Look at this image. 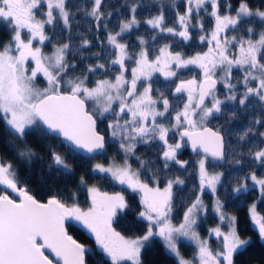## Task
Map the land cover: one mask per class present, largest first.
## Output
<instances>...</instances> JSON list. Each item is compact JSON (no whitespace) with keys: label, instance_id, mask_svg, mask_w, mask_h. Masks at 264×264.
I'll list each match as a JSON object with an SVG mask.
<instances>
[{"label":"snow or ice","instance_id":"6c2138e0","mask_svg":"<svg viewBox=\"0 0 264 264\" xmlns=\"http://www.w3.org/2000/svg\"><path fill=\"white\" fill-rule=\"evenodd\" d=\"M105 3L0 0V31L8 37L0 40V134L18 142L14 159L36 158L25 138L37 131L55 134L70 152L86 153L90 161L109 147L118 149L104 162L93 163L67 199L52 195L46 201L29 194L14 160L0 154V264H88L89 250L68 234V221L95 238L103 254L97 264H104V257L108 264H145V250L157 239L177 264H235L252 241L242 238L237 218L225 213L217 195L225 174L216 169L233 161L241 165L238 157L247 156L251 171L231 191L246 193L250 182L264 202V175L256 172L259 166L264 173V0L258 7L252 0H183L182 5L170 0L143 20L138 16L143 5L132 0L113 5L118 13L114 27V12H105ZM124 7L126 13L120 11ZM166 9L173 10L171 21ZM77 13L97 33L100 51L94 60L82 55L93 41L82 36L79 46H73ZM141 24L147 26L148 38L137 34L136 43L127 42ZM194 33L199 50H177L174 41L191 47ZM76 56L81 57L79 68L75 59L69 60ZM185 71L194 74L181 78ZM157 74L168 82L164 90L154 88ZM243 114L247 123L232 128L231 122ZM212 120L223 123L213 128ZM233 137L239 152L233 150ZM142 145L158 149L156 160L137 153ZM186 146L198 157L193 164L179 158ZM50 155V171L73 174L58 152ZM174 168L181 175H169ZM187 175L193 176V195L185 205L176 193L187 189ZM95 179L109 180L139 197L133 217L139 234L126 235L114 227L130 201L122 192L109 193L89 183ZM82 189L86 208L77 200ZM206 192L214 197L218 223L202 236ZM177 201L183 207L178 222ZM257 209L254 202L249 217L264 243V214ZM182 241L194 245L190 259L181 254Z\"/></svg>","mask_w":264,"mask_h":264},{"label":"trees","instance_id":"16d2710c","mask_svg":"<svg viewBox=\"0 0 264 264\" xmlns=\"http://www.w3.org/2000/svg\"><path fill=\"white\" fill-rule=\"evenodd\" d=\"M85 0H70L71 4L83 3ZM132 0H106L104 11L109 12L113 11L114 15L111 20V27H114L117 22V15L114 11L113 5H126L131 3ZM136 2L142 4L143 6L138 9V16L141 20L147 18L149 14L155 15L156 9L161 6V3L167 5L170 3V0H136ZM177 5H182L183 0H175ZM261 0H252L253 6H260ZM183 11V7L180 8ZM75 11V9H73ZM121 12L126 13V7L120 9ZM83 13H77L75 16V22L73 23V28L71 31L72 43L74 48L78 47L79 41L82 38H87L93 41L94 47L91 48L93 53H96V35L97 33L94 30H88L89 26L81 21ZM166 17L171 21L173 18V10L166 9ZM79 22V23H77ZM208 27V24L205 25ZM56 32L59 33L60 29L57 28ZM147 26L141 24V28L133 32L129 37L127 42L136 43V35H144L145 38H148ZM49 35H52V32L49 31ZM100 39H103L104 34L100 33ZM7 35L0 31V40L7 41ZM196 34H193L192 46L181 44L178 41H174V46L177 50L183 51L187 54H192L194 51H198L199 48L195 45ZM163 41H161L162 43ZM83 53H89V50H84ZM82 53V54H83ZM73 57H69L71 61ZM77 58V56H76ZM194 72L190 73L185 71L181 78H188L193 75ZM154 88L160 87L164 90L168 87V82L164 81L158 74L154 77ZM219 87V86H218ZM170 91V89H169ZM166 92L165 94H167ZM247 114L240 115L237 119L231 122V127L238 129L247 123ZM221 120H212L209 124L210 127H218L222 124ZM264 131V129H260ZM28 146L36 153V158L31 162H19L14 159L15 149L18 142L12 140L10 137L0 134V154L6 156L9 159L14 160V165L18 169L19 180L22 186H26L29 194L33 195L38 200H44L47 197L52 195H59L67 199L70 192L76 191L78 187L79 177L86 174L87 171V158H78L76 159L75 153L69 151L70 148L60 143L58 138L51 135L41 136L37 131L36 133L29 135L25 138ZM233 150L239 152L240 149L236 148L235 138H232ZM58 152L62 157H64L73 170L72 175H62L58 172L50 171L49 166L52 164L51 151ZM244 151H247V145L244 146ZM137 153L141 155L142 158L147 160H156L158 155V149L152 148L151 150L147 149V146H140L137 149ZM181 154L189 158V163L193 164L197 160L196 155L182 151ZM242 160L241 165H236L235 161L231 164H225L223 168H218L216 171H223V186L218 188L217 195L219 196L221 202L224 204L225 213L235 216L238 222V231L240 232L242 238H250L252 245L247 249L246 252L241 253L235 257V264H264V243L258 240L256 231L253 230V225L249 217V207L255 202L258 205V211L261 214H264V202H260L259 199V188L252 189L249 182L250 191L246 193H241L239 196L232 193L231 189L236 186L240 179L243 176H247L251 169L247 166L249 161L247 156L238 157ZM99 159V158H97ZM94 162V161H92ZM97 162V160H95ZM257 175H264L259 169V166H256ZM189 173H193V169L189 168ZM169 175H181V172L176 171L175 168ZM193 176L187 175L186 183L188 185L187 189L182 193L177 191L176 195L182 197L184 204L186 205L188 197L193 195L192 191V181ZM90 184L101 188L104 191L109 193L122 192L125 195L126 199L130 201V208L126 213L119 214L117 222L114 224V227L118 231L126 235L139 234L137 230V225L133 222V217L136 216L137 209L139 207V197L131 193L129 190L121 188L119 185H116L109 180L95 179L90 180ZM77 200L81 207H87V194L85 190H81L77 194ZM203 201L205 205L208 206V214L203 222V227L199 229L202 236L205 235L206 229L213 226L216 223V218L212 212V204L214 197L210 192H206L203 196ZM183 207L180 205V202L177 201V222L179 216L182 215ZM66 228L68 233L78 240L81 244L85 245L89 250L86 255V260L88 264H97L101 260L103 254L101 250L95 245V238L90 232L84 229L82 226L77 224L75 221H68L66 223ZM181 254L184 257L192 256L194 246L186 241H182L179 245ZM145 264H177L175 257L165 250L163 247L162 241L159 239L153 241L151 246L145 250L144 253ZM104 264H108L107 258L104 257Z\"/></svg>","mask_w":264,"mask_h":264},{"label":"flooded vegetation","instance_id":"af4514ba","mask_svg":"<svg viewBox=\"0 0 264 264\" xmlns=\"http://www.w3.org/2000/svg\"><path fill=\"white\" fill-rule=\"evenodd\" d=\"M2 32H4V31H2ZM4 33H5V32H4ZM103 38H104V37H103ZM101 40H102V39H101ZM78 46H79V44H78ZM93 47H94V46H93ZM91 48H92V47H91ZM45 51H50V47H49V48H46ZM99 51H100L99 47L96 46V52H99ZM93 54H94V53L90 50L89 53H87V54H86V53H83L82 55H83V57H84L85 59H88L89 57H91V58L94 60V56H93ZM73 59H75V62L77 63V67L79 68V67L81 66V65H80L81 57H80V56H77V58L74 57V58H72V60H73ZM158 75H159V74H158ZM156 76H157V75H156ZM156 76H154V77H156ZM161 78H162V77H161ZM188 78H190V77H188ZM186 79H187V78H186ZM167 94H168V93H167ZM167 94H166V95H167ZM103 127H104V125H101V128H103ZM117 151H118L117 147H115V146H113V147H109L108 151H107L103 156H99V157H98L99 159H97V162H104L106 158H111L113 155H116ZM182 151H186L187 153L192 154V153L189 152L187 146L184 147V148L181 150V152H182ZM73 152L75 153L76 159H78L79 157H80V158H87V162L89 163L88 166H87V171L90 172V170H91V165H92L93 163H96V162H95V161H94V162L90 161V158L88 157V155H81L80 153H78V152H76V151H73ZM120 155H122V153H120ZM120 155H117V156H116L117 160L120 159ZM192 155H196V154H192ZM179 158H180L181 160H187V161H189V158L186 157V156H183L182 154H180ZM197 159H198V158H197ZM132 165H133L134 168L138 166L137 163H136L135 161H132ZM120 187L122 188V186H120ZM129 191H130V190H129Z\"/></svg>","mask_w":264,"mask_h":264},{"label":"water","instance_id":"95a60500","mask_svg":"<svg viewBox=\"0 0 264 264\" xmlns=\"http://www.w3.org/2000/svg\"><path fill=\"white\" fill-rule=\"evenodd\" d=\"M51 136L56 137L55 134H53V135H51ZM58 140L60 141V143H62V138H61V139H58ZM62 144H64V145L67 146L68 148H70V146L67 145L66 142H63ZM187 147H188V150H189L190 153L195 154V153H193V152L191 151L190 146H187ZM73 151H76V152L80 153L81 155H87L86 153H83V152H81V151H79V150H73ZM48 198H49V197H47V198H45L44 200H41V201H46ZM68 234H69V233H68ZM69 235H70V234H69ZM72 237H73V236H72ZM73 239H75V238L73 237ZM75 240H76V239H75ZM77 242H79V241L77 240ZM79 243H80V242H79Z\"/></svg>","mask_w":264,"mask_h":264},{"label":"rangeland","instance_id":"374dc122","mask_svg":"<svg viewBox=\"0 0 264 264\" xmlns=\"http://www.w3.org/2000/svg\"><path fill=\"white\" fill-rule=\"evenodd\" d=\"M40 86H43L42 84L40 85ZM227 214V213H226ZM229 215V214H228ZM215 218H216V216H215ZM77 223V222H76ZM218 223V219L216 218V223L213 225V226H211V227H215L216 226V224ZM78 224V223H77ZM80 225V224H79ZM81 226V225H80ZM211 227H209V228H211ZM208 229V228H207ZM206 229V230H207ZM206 234V233H205ZM186 242H189V241H186ZM189 243H191V242H189ZM192 244V243H191ZM193 245V244H192ZM194 246V245H193ZM212 246L215 248V246H216V244H215V241H212ZM174 256V255H173ZM175 257V256H174ZM186 259H190L191 258V256L190 257H185ZM175 259H176V257H175Z\"/></svg>","mask_w":264,"mask_h":264}]
</instances>
